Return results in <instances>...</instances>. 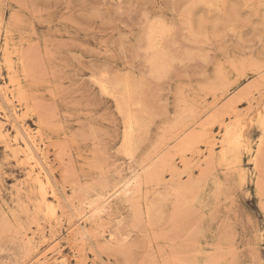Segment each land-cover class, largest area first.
<instances>
[{"label": "rangeland", "instance_id": "obj_1", "mask_svg": "<svg viewBox=\"0 0 264 264\" xmlns=\"http://www.w3.org/2000/svg\"><path fill=\"white\" fill-rule=\"evenodd\" d=\"M0 91V264H264V0H0Z\"/></svg>", "mask_w": 264, "mask_h": 264}, {"label": "bare ground", "instance_id": "obj_2", "mask_svg": "<svg viewBox=\"0 0 264 264\" xmlns=\"http://www.w3.org/2000/svg\"><path fill=\"white\" fill-rule=\"evenodd\" d=\"M4 36V35H3ZM17 42V41H16ZM4 49V48H3ZM7 49V47L5 48V50ZM13 49V48H12ZM16 49V48H15ZM3 51V50H2ZM4 52V51H3ZM5 53H6V58L8 59V54H7V51H5ZM4 53V54H5ZM9 55H10V53H9ZM10 58V57H9ZM21 58V57H20ZM5 60V59H4ZM21 60V59H20ZM29 61V60H28ZM27 61V62H28ZM32 61V60H31ZM31 63V62H30ZM4 64V63H3ZM21 66V65H20ZM25 66V65H24ZM6 67H8V71H9V77H12L13 76V66H12V64L11 63H8L7 64V66ZM23 67V66H22ZM24 69V68H23ZM10 80V79H9ZM31 80V79H30ZM11 84H12V87L14 86V87H17V89H19V86H17L16 85V80H13V78L9 81ZM5 90H6V88H5ZM16 91L17 90H15V93H16ZM1 93H0V95L5 99V100H7V102H10L9 101V99H8V94L5 92V91H0ZM11 92V91H10ZM126 93V92H125ZM17 95V94H16ZM16 97V96H15ZM20 98V97H19ZM10 99H11V97H10ZM15 99V98H14ZM20 101H22V99L20 100ZM10 104V103H9ZM257 121H258V125H259V127L264 131V109H263V112L262 113H260V115L258 116V119H257ZM131 123V122H130ZM224 122H222V125H223V129H222V131L224 130V134H223V137H222V140H221V146L224 148V150H226V151H233V150H235V149H237L238 147H239V145H240V138L242 137V135L243 134H241L242 132H238L237 131V127L238 126H232V125H224L223 124ZM254 123H255V121H254ZM249 124V123H248ZM129 125V124H128ZM248 127V126H247ZM136 128V127H135ZM246 128V127H245ZM25 129H27L26 127H25ZM24 130V129H23ZM244 130V129H243ZM129 132L128 133H130L129 135H131V133H132V131H133V128H132V125H130L129 126V130H128ZM239 131H241V130H239ZM29 134V133H28ZM133 135V134H132ZM131 135V136H132ZM246 135H248V134H246ZM129 137V136H128ZM246 137V136H245ZM261 138V137H260ZM259 138V139H260ZM245 139V138H244ZM29 140L31 141V143L34 145V146H36V142H35V137H33V136H31L30 137V134H29ZM128 142H129V140H128ZM246 142V141H245ZM243 144H245V143H243ZM248 145V144H247ZM249 147V146H248ZM246 148V147H245ZM240 149V148H239ZM243 149V148H242ZM37 151H38V149H36ZM239 152V151H238ZM30 157V156H29ZM36 162V161H35ZM37 167H40L39 165L37 166ZM36 169V168H35ZM43 169L41 168L40 169V171H42ZM40 173V172H39ZM42 173V172H41ZM30 176V175H29ZM40 176V175H39ZM36 177V176H35ZM45 181V180H44ZM36 182V181H35ZM38 182H40V181H38ZM37 182V183H38ZM47 183V182H46ZM39 185V184H38ZM42 187H40V188H43L44 189V187H43V185L42 184H40ZM47 186V185H46ZM48 187H49V184H48ZM220 187V186H219ZM40 188H38V190L40 189ZM47 188V187H46ZM41 192H44V191H42V190H40ZM47 192V191H46ZM40 194H42V193H40ZM43 194H45V193H43ZM46 195V194H45ZM43 196V195H42ZM40 198H42V197H40ZM40 200H42V202H43V200H45V199H40ZM45 203V202H44ZM40 205V204H39ZM46 206V205H45ZM56 209V208H55ZM45 210V209H44ZM51 212V211H50ZM46 217V216H45ZM46 254V253H45ZM44 254V255H45ZM43 260V259H42ZM38 264H42V263H38ZM44 264V263H43Z\"/></svg>", "mask_w": 264, "mask_h": 264}]
</instances>
